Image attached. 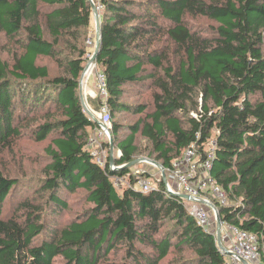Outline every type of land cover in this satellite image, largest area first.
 <instances>
[{
  "label": "trees",
  "instance_id": "trees-1",
  "mask_svg": "<svg viewBox=\"0 0 264 264\" xmlns=\"http://www.w3.org/2000/svg\"><path fill=\"white\" fill-rule=\"evenodd\" d=\"M93 2L100 13L96 62L107 77L111 139L122 126L115 122L118 113L140 115L125 140H113L121 153L114 157L120 169L113 171L88 147L99 125L85 113L79 93L92 1L0 0V32L14 46L12 65L0 56V156L17 160L24 172L25 157L34 151L21 141L51 137L44 154L32 159L46 158L31 196L12 203L22 178L10 176L6 161L0 167V264L109 263L121 247V259L111 264H162L172 252L167 264H226L216 236L196 224L183 199L166 196L164 181L146 193L135 187L150 177L125 167L135 160L137 133L164 168L194 144L204 159V147L216 141L211 173L229 205H214L223 222L257 236L264 263V0ZM190 18L214 24L198 29ZM161 41L175 47V60ZM41 57L64 65L66 74L51 77ZM147 78L157 87L152 107L123 99L126 87ZM52 98L53 109L38 111ZM115 175L128 177L131 186L116 187ZM77 190L89 206L63 221L68 196ZM6 204L14 208L5 210ZM185 246L191 256L183 254Z\"/></svg>",
  "mask_w": 264,
  "mask_h": 264
},
{
  "label": "built area",
  "instance_id": "built-area-1",
  "mask_svg": "<svg viewBox=\"0 0 264 264\" xmlns=\"http://www.w3.org/2000/svg\"><path fill=\"white\" fill-rule=\"evenodd\" d=\"M88 44L96 47L95 42L91 40L88 41ZM94 52L93 49L86 54V63L79 82V90L85 113L99 125L95 134L91 136L88 147L93 149L92 152L97 161L103 164L105 154L102 152L101 143L105 141L107 144L109 143L112 121L107 104L109 97L107 77L99 69L96 61H92ZM92 101L98 102L97 108L92 105ZM216 147V141L210 140L204 147L205 157L201 159V151L195 144L192 145L184 152L183 157L174 162L171 167L157 168L158 178L155 179L152 175L149 178L140 179L137 183L140 190L145 193L152 191L158 187L161 180L164 181L166 196H177L183 199L181 196L187 195L191 198L190 200L183 199L185 208L196 224L207 230L210 225L211 214L216 213L210 205L214 204V201H217L221 206L229 205L225 192L211 173ZM127 179V177L120 175L113 176L114 185L118 188L130 187L131 183ZM135 187L138 188L137 185ZM222 228L226 231L225 235L221 237L222 241L229 237L232 238L228 248L222 245L223 252L228 257L226 264H244V262L252 264L261 260V245L255 234L225 222H223Z\"/></svg>",
  "mask_w": 264,
  "mask_h": 264
},
{
  "label": "rangeland",
  "instance_id": "rangeland-1",
  "mask_svg": "<svg viewBox=\"0 0 264 264\" xmlns=\"http://www.w3.org/2000/svg\"><path fill=\"white\" fill-rule=\"evenodd\" d=\"M43 10H45L43 8ZM191 25L194 26V28H198L199 29V23L203 24L204 27L205 26H210L212 24H214V22L204 19V18H198V19H192L190 18ZM203 27V28H204ZM201 28V27H200ZM163 38V36H162ZM95 41L96 42V24H95V20L94 17H92V23L91 26L88 30V36L85 38L84 42H83V46L89 50H93L94 46L92 45H86L88 43V41ZM13 43L9 40V38L6 37V35L2 32H0V56L6 60L10 65L13 64L12 59H13V55L12 52L10 51L11 49H14V46L12 47ZM96 45V44H95ZM159 45H168V49L169 52L172 56V58L175 60L176 54L173 52L175 47L172 46L171 44H168L167 42L165 43L164 41H161L159 43ZM60 57L61 59H65L66 56H68L69 52H68V48L65 47V43L60 45ZM40 64L42 65H47L49 68V72L51 77L54 76H62L66 74V68L64 65L57 63L54 59H51L49 57H41L40 58ZM155 79L153 78H147L144 80V83H142L139 86H128L126 87V92L125 95L123 96V99L125 101H129V102H147L148 105H150L152 107V100H151V93L157 89V87L155 86ZM48 88V87H47ZM50 91H53L52 89H48ZM198 101V100H197ZM200 103V99L198 101ZM38 111H43V109H48V108H54L55 107V102L54 99H50L49 101H42V103H40L38 106ZM195 113V112H193ZM196 115V114H195ZM140 115L136 114V113H118L116 115L115 118V122L118 124H121V128L119 130V133H115V143L120 142L125 140L130 134L131 132H133L132 126H134L136 124V122L139 120ZM131 126V129L130 127ZM51 137H49V139H47L44 142H40V143H34L28 139H24L21 141V145H23V149L24 150H29V151H34V153H30L28 154V158L25 157L24 162L26 163V167L27 170L26 171H22L21 170V166H19L18 161L16 160V162H14L13 160L10 161V157L8 155H2L0 156V167H3V163L4 161L7 162V168H8V173H10V176H14L17 178H22V184L23 186H21L19 189L16 190V192H14L11 195V202L12 203H17L18 200L27 197V196H31L34 191L37 189V186L34 184L35 181L37 180V176L41 175V169L42 166L46 160L45 157H43V160L36 162L35 160H32L35 157V153H37L39 156H41L40 154H44V149L47 146V144L50 142ZM113 139V140H114ZM138 150H137V154L135 155L134 159H148L150 161L157 162L158 160L156 158V155H154L152 153V144L148 141L147 138H145L141 133H137L136 134V141H135ZM116 147V145H115ZM114 153L117 154L118 151L115 150L114 148ZM107 155V154H106ZM20 157V156H19ZM156 160V161H155ZM160 164V163H159ZM158 167L156 165H153L149 162H143V163H138L135 167L132 168V173L135 175L137 173V175H141L143 173L148 174L149 176H154L155 179L159 177V172H158ZM158 183V182H156ZM156 183H153L154 185H156ZM84 191L83 190H77L74 194H72L71 196H68V202L70 205V209L66 212H64L61 216L63 221H66L67 219L73 217L74 215H76V213L83 211L86 207H88L89 205H86L84 202ZM45 196V194L43 195V197ZM231 205V202H230ZM14 207H11L9 204H6L4 209L5 210H10L13 209ZM211 222H212V230L214 232H216V214L212 213L211 214ZM62 225V224H61ZM60 225V226H61ZM170 227L167 225V227L164 230H168V228ZM141 248H144L143 246H141ZM185 251H184V255L185 256H191L193 254V252L187 247L185 246ZM124 252V248L121 247L120 251L118 252V254L116 255H111L110 259L108 260L109 263H107L106 261H104L103 263L100 264H111L112 262H118ZM175 255V253H171L169 255L168 258H166L162 264H167V262H169V260L172 259V257Z\"/></svg>",
  "mask_w": 264,
  "mask_h": 264
},
{
  "label": "water",
  "instance_id": "water-1",
  "mask_svg": "<svg viewBox=\"0 0 264 264\" xmlns=\"http://www.w3.org/2000/svg\"><path fill=\"white\" fill-rule=\"evenodd\" d=\"M92 1V6H93V17L95 20V24H96V48H95V52H94V57L92 59V61H96L97 59V54L99 52V47H100V39H101V34H100V13H99V9L98 7L95 5V3ZM82 100V99H81ZM139 161H141L140 159H135L132 162L128 163L126 165V167H133L135 166L137 163H139ZM154 164H156V166L160 169L163 168V166L157 162L152 161ZM183 199L185 200H190L191 198L187 195H182L181 196ZM213 210L216 211V222H217V231H216V237H217V242H218V246L220 248V250L223 252V246L221 243V230H222V225H223V221L221 220L219 211L217 210L216 206L214 204L210 205ZM224 253V252H223ZM244 264H250L248 262H244Z\"/></svg>",
  "mask_w": 264,
  "mask_h": 264
},
{
  "label": "bare ground",
  "instance_id": "bare-ground-1",
  "mask_svg": "<svg viewBox=\"0 0 264 264\" xmlns=\"http://www.w3.org/2000/svg\"><path fill=\"white\" fill-rule=\"evenodd\" d=\"M96 63H97V62H96ZM101 144H102V152L105 154V155H104V163L101 164V163H99L98 161H97V162H98L100 165H102L103 167L109 163L111 170H119V169H120V166H117V165H116L114 157H120L121 153H120L119 151H118L117 154L114 153V143H113V140L111 139V134H110V139H109L110 147H109V148H106V147L103 145V142H102ZM96 148H98V147H96ZM92 150H93V149H92ZM109 152H110V156H111V161H108ZM92 154H93V152H92ZM106 154H107V155H106ZM93 155H94V154H93ZM94 156H95V155H94ZM95 158H96V156H95ZM96 160H97V158H96ZM140 160H141V161H139V164H140V163H143V162H149V163H151V164H153V165H156V164H154L152 161H150V160H148V159H140ZM137 164H138V163H137ZM137 164H136V165H137ZM126 165H127V164H126ZM126 165H125V167H126ZM136 165H135V166H136ZM135 166H133V167H135ZM127 168H128V167H127ZM129 168H132V167H129ZM163 168H164V167H163ZM127 178H128V177H127ZM137 187L139 188V186H137Z\"/></svg>",
  "mask_w": 264,
  "mask_h": 264
},
{
  "label": "crops",
  "instance_id": "crops-1",
  "mask_svg": "<svg viewBox=\"0 0 264 264\" xmlns=\"http://www.w3.org/2000/svg\"><path fill=\"white\" fill-rule=\"evenodd\" d=\"M97 39V38H96ZM95 42V41H94ZM95 44H96V42H95ZM95 48L96 47H94V50H95ZM79 93H80V90H79ZM82 101V100H81ZM211 220H212V218H211ZM211 220H210V225L208 226V229H207V231H209V232H211L212 234H214L215 236H216V232H214L213 230H212V222H211ZM217 223V222H216ZM216 231H217V226H216ZM225 233H226V231L222 228V230H221V237H222V235H225ZM216 239H217V237H216ZM231 242H232V238L231 237H229L228 239H226V240H223L222 241V238H221V243H222V245L224 246V247H229L230 246V244H231ZM226 259H227V262H228V257L226 256ZM252 264H264L261 260H258L257 262H254V263H252Z\"/></svg>",
  "mask_w": 264,
  "mask_h": 264
}]
</instances>
